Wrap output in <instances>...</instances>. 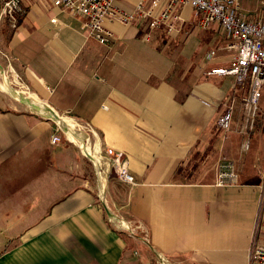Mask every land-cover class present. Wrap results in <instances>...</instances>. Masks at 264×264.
<instances>
[{
	"label": "crops",
	"instance_id": "obj_1",
	"mask_svg": "<svg viewBox=\"0 0 264 264\" xmlns=\"http://www.w3.org/2000/svg\"><path fill=\"white\" fill-rule=\"evenodd\" d=\"M22 3L18 28L0 33V264H250L264 244V124L245 152L238 94L234 130L217 126L235 86L209 74L235 58L219 26L201 29L183 7L173 33L107 21L116 37L102 46L84 18ZM239 3L250 19L264 9ZM107 148L126 154L137 185L106 175ZM227 163L238 179L220 187Z\"/></svg>",
	"mask_w": 264,
	"mask_h": 264
},
{
	"label": "built area",
	"instance_id": "obj_2",
	"mask_svg": "<svg viewBox=\"0 0 264 264\" xmlns=\"http://www.w3.org/2000/svg\"><path fill=\"white\" fill-rule=\"evenodd\" d=\"M1 15L16 30L26 10L21 0H0ZM54 7L85 19L89 38L102 46H109L115 40V33L106 26L107 21L130 26L145 22L151 32L165 30L173 33L180 18V9L192 8L199 17L203 30L217 25L228 41V49L235 54L231 67L212 70L210 75L231 76L235 78L232 96L227 109L221 114L217 126L225 134L234 130L236 96L243 95L242 122L239 132L245 137L243 150H250L251 138L258 124L264 121L262 101L264 100V9L256 19L248 18L240 9L239 0H139L134 11L129 12L117 6L118 0H50ZM55 23V21H53ZM79 128L89 131L85 126ZM58 130L52 136V144L62 141ZM62 133V132H61ZM264 134V126H263ZM89 142V139L87 140ZM94 166L101 174L102 159L92 151L88 152ZM106 175L113 172L119 182L129 186L137 185L130 170L126 154L113 148L106 149ZM238 174L230 163L221 164L218 169L217 185L226 187L236 184ZM118 228L131 234L145 232L141 224H131L120 220ZM159 264H170L164 256L158 257ZM250 264H264V244H255L250 255Z\"/></svg>",
	"mask_w": 264,
	"mask_h": 264
},
{
	"label": "rangeland",
	"instance_id": "obj_3",
	"mask_svg": "<svg viewBox=\"0 0 264 264\" xmlns=\"http://www.w3.org/2000/svg\"><path fill=\"white\" fill-rule=\"evenodd\" d=\"M22 1V0H21ZM258 1H260V2H262V1H264V0H258ZM22 6L24 7V5H23V3H22ZM1 10H2V3H1V1H0V19H2L3 21H2V23H4L3 25L1 24L0 25V33H1V30L2 29H4L5 30V32L7 33V35L9 36L11 33H12V28L10 27V23H8L9 21H7L6 19H4L3 17H2V15H1ZM256 10V9H255ZM254 10V11H255ZM258 12H256V15H254L253 17H252V19H256L257 17H258V15L259 14H257ZM1 21V20H0ZM3 26H5V27H3ZM228 42V41H227ZM2 57V56H1ZM3 61V60H2ZM14 85H13V87L16 89V88H19V85H15V83H13ZM31 96H27L25 99H27V100H29L30 102H32L33 103V100H31V98H30ZM262 106H263V111H264V100L262 101ZM263 122V124H264V121H262Z\"/></svg>",
	"mask_w": 264,
	"mask_h": 264
},
{
	"label": "bare ground",
	"instance_id": "obj_4",
	"mask_svg": "<svg viewBox=\"0 0 264 264\" xmlns=\"http://www.w3.org/2000/svg\"><path fill=\"white\" fill-rule=\"evenodd\" d=\"M7 81V80H6ZM5 81V82H6ZM6 88H8V90H10V92H13L11 89H9V87H8V85L6 84ZM25 100V99H24ZM31 103V102H30ZM31 104H34V105H36V106H38L39 108H40V111L41 112H44V110H45V107L43 106H39V105H37L36 103H31ZM33 106V105H32ZM51 117V116H50ZM54 117V116H53ZM61 123V122H60ZM72 130V129H71ZM74 133V132H73Z\"/></svg>",
	"mask_w": 264,
	"mask_h": 264
},
{
	"label": "water",
	"instance_id": "obj_5",
	"mask_svg": "<svg viewBox=\"0 0 264 264\" xmlns=\"http://www.w3.org/2000/svg\"><path fill=\"white\" fill-rule=\"evenodd\" d=\"M0 68H1V67H0ZM50 111H51L52 113H55V112H54L53 110H51V109H50ZM54 115L57 117V119H59V117H58L56 114H54ZM55 116H54V117H55Z\"/></svg>",
	"mask_w": 264,
	"mask_h": 264
},
{
	"label": "trees",
	"instance_id": "obj_6",
	"mask_svg": "<svg viewBox=\"0 0 264 264\" xmlns=\"http://www.w3.org/2000/svg\"><path fill=\"white\" fill-rule=\"evenodd\" d=\"M21 23V20L19 21V24Z\"/></svg>",
	"mask_w": 264,
	"mask_h": 264
}]
</instances>
